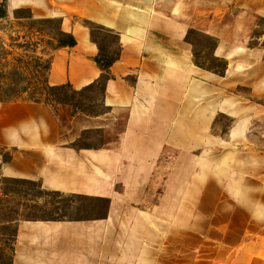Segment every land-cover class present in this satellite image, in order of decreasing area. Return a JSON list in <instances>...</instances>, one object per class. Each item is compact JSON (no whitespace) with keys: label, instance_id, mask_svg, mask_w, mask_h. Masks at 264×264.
I'll list each match as a JSON object with an SVG mask.
<instances>
[{"label":"crops","instance_id":"crops-1","mask_svg":"<svg viewBox=\"0 0 264 264\" xmlns=\"http://www.w3.org/2000/svg\"><path fill=\"white\" fill-rule=\"evenodd\" d=\"M23 7L59 19L76 41L53 52L50 86L101 83L102 110L0 102V177L80 201L71 213L19 221L10 264H158L157 242L142 241L158 237L148 208L156 173L170 152L186 163L197 152L234 156L226 146L242 140L253 109L236 91L253 89L263 61L245 19L264 15V0H8L11 14ZM193 31L216 42L223 74L196 63ZM221 117L235 123L226 139L216 134ZM95 202L106 204L101 214Z\"/></svg>","mask_w":264,"mask_h":264},{"label":"rangeland","instance_id":"rangeland-1","mask_svg":"<svg viewBox=\"0 0 264 264\" xmlns=\"http://www.w3.org/2000/svg\"><path fill=\"white\" fill-rule=\"evenodd\" d=\"M245 21L252 27L249 49L263 59L255 64L253 89L239 86L236 91L253 107L249 125L241 131L242 140L226 146L234 152L226 161L214 158L221 151L207 158L208 153L197 152L188 163L172 152L162 159L148 195L154 204L148 208L159 219L158 237L142 240L144 246L157 242L158 264H264V15ZM98 33L106 47L114 43ZM62 34L59 19H36L29 7L11 14L8 0H0V102L39 101L53 107L63 102L76 112H101V83L82 92L50 86V63L53 52L62 48ZM189 40L196 63L223 74L226 62L212 56L216 42L195 31ZM16 95L19 101H9ZM234 126L221 117L216 134L226 139ZM71 202L80 201L43 191L37 183L0 177V264L11 263L19 221L71 213ZM105 207L95 202L96 215Z\"/></svg>","mask_w":264,"mask_h":264},{"label":"trees","instance_id":"trees-1","mask_svg":"<svg viewBox=\"0 0 264 264\" xmlns=\"http://www.w3.org/2000/svg\"><path fill=\"white\" fill-rule=\"evenodd\" d=\"M62 36L65 38V40H63L62 42H59L60 47H62V48L63 47H74L76 45V41L72 36H70L68 34H64V33L62 34ZM66 86H60V88H64ZM0 89H1V86H0ZM19 99H20L19 95H16V96H14V98L12 100H9V101H19ZM0 101H2V100H0ZM3 102H4V100H3ZM34 102H39V101H34ZM61 103H63V102H60V104Z\"/></svg>","mask_w":264,"mask_h":264}]
</instances>
